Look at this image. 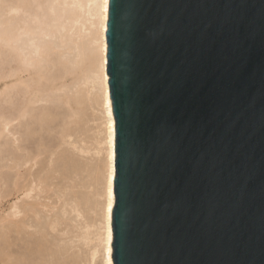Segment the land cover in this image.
<instances>
[{
    "label": "water",
    "instance_id": "95a60500",
    "mask_svg": "<svg viewBox=\"0 0 264 264\" xmlns=\"http://www.w3.org/2000/svg\"><path fill=\"white\" fill-rule=\"evenodd\" d=\"M113 264H264V0H109Z\"/></svg>",
    "mask_w": 264,
    "mask_h": 264
},
{
    "label": "rangeland",
    "instance_id": "374dc122",
    "mask_svg": "<svg viewBox=\"0 0 264 264\" xmlns=\"http://www.w3.org/2000/svg\"><path fill=\"white\" fill-rule=\"evenodd\" d=\"M93 9L92 0H0V74L21 67L0 80V264H102Z\"/></svg>",
    "mask_w": 264,
    "mask_h": 264
},
{
    "label": "bare ground",
    "instance_id": "6f19581e",
    "mask_svg": "<svg viewBox=\"0 0 264 264\" xmlns=\"http://www.w3.org/2000/svg\"><path fill=\"white\" fill-rule=\"evenodd\" d=\"M94 9L92 10V16L94 17V27H95V38H94V46L95 47V56L93 54V57L96 58V64H95V85H97V91H98V98H99V105L101 108L102 115L104 117V135H103V144L105 143L106 148L104 149L105 153V170H104V189H103V205H102V211H101V217H100V232L98 234V241L96 240L95 244L97 243L99 246L100 255L102 259V264H113L111 259V242H112V230H111V212L113 208L114 203V195H113V178H114V122H113V115H112V109L110 104V97H109V90H108V76L106 74V40H105V32H106V20H107V10H108V1L109 0H92ZM34 2V1H33ZM27 3V2H26ZM38 5V4H37ZM39 7V6H38ZM40 8V7H39ZM35 9V8H34ZM19 10V9H18ZM22 14V13H20ZM30 19V18H29ZM12 22V21H11ZM42 22V21H41ZM79 22V21H78ZM28 23V22H27ZM91 23V22H90ZM12 24V23H11ZM10 24V25H11ZM78 24V23H77ZM14 25V24H13ZM24 25V23H23ZM93 27V25H92ZM23 28V27H22ZM8 29V28H7ZM5 30V29H4ZM22 30V29H21ZM25 30V29H24ZM4 32V31H3ZM17 33V32H16ZM1 34V33H0ZM17 41V40H16ZM1 43V42H0ZM39 44V43H38ZM8 45V43H7ZM13 45V44H12ZM37 45V44H36ZM4 47V45L2 46ZM8 47V46H7ZM37 47V46H36ZM1 49V48H0ZM49 49V48H48ZM41 50V49H40ZM11 53V52H10ZM36 53V52H35ZM41 53V52H40ZM4 54V53H3ZM44 54V52H43ZM47 54V53H46ZM23 55V54H22ZM9 56V55H8ZM13 59V53L11 54ZM33 56V55H32ZM5 57V56H4ZM19 57V56H18ZM26 57V56H25ZM30 57V56H29ZM28 57V58H29ZM36 57V56H35ZM43 57V56H42ZM2 58V57H1ZM50 58V56H49ZM19 59V58H18ZM17 60V59H16ZM28 60V59H26ZM48 60V59H47ZM11 61V59H10ZM13 61V60H12ZM6 62V60H5ZM23 62H25L23 60ZM32 62V60H31ZM57 62V60H56ZM14 63V62H13ZM27 64V62H26ZM58 64V63H57ZM79 64V63H78ZM24 65V64H23ZM28 65V64H27ZM26 65V67H27ZM42 65V64H41ZM45 65V63H44ZM47 65V64H46ZM68 65V64H66ZM88 65V64H87ZM14 66V65H13ZM25 66V65H24ZM33 67V66H32ZM31 67V68H32ZM65 67V65H64ZM70 67V66H69ZM9 68V67H8ZM11 68V67H10ZM9 68V70H10ZM21 67H19V63H17V66L15 69L10 70L12 72V75H8L2 77L0 74V80L5 81L7 79H11L14 76H18V74L21 72ZM29 68V66H28ZM73 68V67H72ZM4 69V68H1ZM0 69V71H1ZM68 69V68H67ZM39 70V69H38ZM54 70V69H53ZM5 71H8L6 69ZM65 71V70H64ZM2 72V71H1ZM55 72V71H54ZM57 73V72H56ZM70 73V72H69ZM7 74V73H6ZM55 74V73H54ZM46 76V74H44ZM53 75V74H52ZM62 75V74H61ZM70 75V74H69ZM64 76V75H63ZM62 76V77H63ZM88 76V75H87ZM67 77V76H66ZM51 78V77H50ZM88 78V77H86ZM93 79V78H92ZM26 80V79H25ZM86 80V79H85ZM91 80V79H90ZM46 81V80H45ZM51 81V80H50ZM89 81V79H88ZM92 81V80H91ZM92 81V82H93ZM34 82V79H33ZM84 82V81H83ZM26 83V82H25ZM88 83V82H87ZM91 83V82H90ZM94 83V82H93ZM91 83L90 85H92ZM33 84V83H32ZM50 84V83H49ZM89 84V83H88ZM9 86V85H8ZM18 86V85H17ZM84 86V85H82ZM92 87V86H91ZM16 88V86H15ZM20 88V87H19ZM86 88V87H85ZM6 89V88H5ZM17 89V88H16ZM22 90V89H20ZM94 90V89H93ZM17 91V90H16ZM24 91V89H23ZM32 92L38 91V89H31ZM7 92V91H6ZM62 92V91H61ZM51 93V92H50ZM97 93V92H96ZM7 94V93H6ZM20 94V93H19ZM2 95V94H1ZM10 96V95H9ZM88 97V96H87ZM22 98V96H21ZM1 99V98H0ZM5 99V98H4ZM20 99V98H19ZM23 99V98H22ZM6 100V99H5ZM11 100V98H10ZM97 100V99H96ZM12 101V100H11ZM2 102V101H1ZM5 102V101H4ZM3 102V103H4ZM5 105V104H4ZM78 105V104H77ZM7 107V106H6ZM27 107V106H26ZM14 108V107H13ZM29 108V107H28ZM9 109V108H8ZM12 109V108H11ZM10 109V110H11ZM6 110V109H5ZM4 110V111H5ZM17 110V109H16ZM13 111V110H12ZM27 113V112H26ZM24 114V113H23ZM3 115V114H2ZM7 115V114H6ZM14 118V117H13ZM3 120V119H2ZM7 121V120H6ZM5 121V122H6ZM4 122V120H3ZM6 124V123H5ZM1 128V127H0ZM7 130V129H6ZM5 130V131H6ZM2 137V136H1ZM6 142V141H5ZM3 144V143H2ZM7 146V145H6ZM3 147V145H2ZM8 149V148H7ZM3 151V150H1ZM12 153V152H11ZM4 154V153H2ZM6 157V156H5ZM14 157V156H13ZM16 157V156H15ZM4 158V157H3ZM10 159V158H9ZM13 159V158H12ZM15 160V159H14ZM13 161V160H12ZM16 161V160H15ZM5 166V165H4ZM6 179V177H5ZM5 181V180H4ZM5 184V183H4ZM3 193V192H2ZM2 220V218H1ZM21 226V225H19ZM52 226V225H51ZM18 227V224H17ZM98 228V229H99ZM87 229V228H86ZM96 229V228H95ZM94 230V229H93ZM88 231V230H87ZM95 232H98L97 230ZM95 234V233H94ZM87 236V235H86ZM92 236V235H91ZM95 237V236H94ZM93 237V238H94ZM90 238V237H89ZM97 238V237H96ZM86 239V238H85ZM95 239V238H94ZM6 240V239H4ZM90 240V239H89ZM85 241V240H84ZM95 241V240H94ZM93 242V240H92ZM3 243V242H2ZM7 244V243H6ZM91 244V243H90ZM97 247H95L96 249ZM97 250V249H96ZM93 250V251H96ZM97 252V251H96ZM92 252V253H96ZM92 254V255H94ZM98 253H96L97 255ZM92 257V256H91ZM95 257V255H94ZM93 258V257H92ZM91 258V259H92ZM92 262V261H91ZM19 264V263H18Z\"/></svg>",
    "mask_w": 264,
    "mask_h": 264
}]
</instances>
